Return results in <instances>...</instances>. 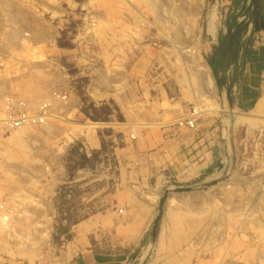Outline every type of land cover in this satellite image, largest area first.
Wrapping results in <instances>:
<instances>
[{
	"label": "rangeland",
	"instance_id": "rangeland-1",
	"mask_svg": "<svg viewBox=\"0 0 264 264\" xmlns=\"http://www.w3.org/2000/svg\"><path fill=\"white\" fill-rule=\"evenodd\" d=\"M201 5V0H0V243L5 242L10 258L30 264L47 259L68 241L71 222L85 215L83 206L103 201L114 189L112 161L98 172L78 175L101 161L87 158L78 142H66L74 132L98 123L72 110L76 103L81 108L86 102L95 105L88 94L91 79L122 89L115 82L135 59L134 49L116 45L115 29L124 11L142 13L136 16L142 28L152 25V43H157L152 57H172L184 96L190 100L193 93L205 94L194 106L197 111L213 110L216 91L202 83L198 65V59L203 63ZM164 71V63H152V75ZM174 82L167 83L173 91ZM53 91L66 97L65 105L55 103L48 120L58 125L54 131L47 125L9 133L1 128L6 97L26 101L35 112ZM262 101L250 111L220 108L226 145L220 176L208 189L163 196L156 239L144 264L152 258L170 264H264V97ZM110 102L114 105L106 97L96 108ZM105 111L90 114L100 120ZM232 112L250 120L235 122L228 115ZM57 151L59 161L54 159ZM23 217L26 223L16 222ZM164 225L167 251L158 254ZM110 241L111 234L102 235L98 250H122Z\"/></svg>",
	"mask_w": 264,
	"mask_h": 264
},
{
	"label": "crops",
	"instance_id": "crops-1",
	"mask_svg": "<svg viewBox=\"0 0 264 264\" xmlns=\"http://www.w3.org/2000/svg\"><path fill=\"white\" fill-rule=\"evenodd\" d=\"M201 2V14L205 15L200 51L203 63L199 59L198 62L208 67L216 91L213 110L202 113L195 130L177 126V121L186 117L205 94L193 93L190 100L184 96L178 74L172 72V64H175L172 57H152V45H157L152 43V25L142 28L139 25L142 13L124 11L115 29L119 35L116 45L134 49L135 59L120 78L122 81L115 82L122 89L117 92L112 83L105 85L97 78L90 80L88 88L95 107L103 105L107 97L114 102L117 112L108 122L86 126L91 130L74 132L66 142L67 145L78 142L87 158L96 155L101 161L95 169L88 170V174L84 170L78 175L98 172L105 167V161H112L116 176L114 189L103 201L87 202L83 206L85 215L71 222L73 226L63 247L49 253L41 262L36 259L33 264H144L156 239L158 208L163 196L208 189L218 180L226 154L220 108L250 111L263 102L260 87L264 77V0ZM136 16L140 17L136 19ZM152 63H164L165 71L152 75ZM173 80L174 91L167 85L170 81L172 86ZM74 105L72 110L79 112L80 103ZM228 115L242 124L250 120L233 112ZM57 126L49 123L47 129L54 131ZM131 135L135 138L131 139ZM237 137L233 142H237ZM55 154L54 159L59 161L60 151ZM25 209L27 211L28 207ZM119 209L124 210L121 218ZM54 218L52 216V220ZM16 222L27 221L23 217ZM166 223L167 219L162 221ZM165 225L161 226L156 244L158 254L167 251L163 246L167 234ZM1 230L0 222V241H4ZM104 234H111L112 246L122 250H98ZM0 264L30 263L10 258L5 242H1ZM148 264L170 263L167 259L152 258Z\"/></svg>",
	"mask_w": 264,
	"mask_h": 264
},
{
	"label": "built area",
	"instance_id": "built-area-1",
	"mask_svg": "<svg viewBox=\"0 0 264 264\" xmlns=\"http://www.w3.org/2000/svg\"><path fill=\"white\" fill-rule=\"evenodd\" d=\"M260 93L264 97V77L261 79ZM65 105L66 97L61 96L57 91L51 93L50 99L39 105L35 112L28 108L26 101L18 98L6 97L4 99V118L1 121V128L9 133L33 127H43L48 124V120L53 118V113L56 111L55 103ZM201 113L195 107H191L188 115L177 121L178 127H186L189 130H195L198 119ZM134 139V135L130 136ZM119 214L123 210L118 211Z\"/></svg>",
	"mask_w": 264,
	"mask_h": 264
},
{
	"label": "trees",
	"instance_id": "trees-1",
	"mask_svg": "<svg viewBox=\"0 0 264 264\" xmlns=\"http://www.w3.org/2000/svg\"><path fill=\"white\" fill-rule=\"evenodd\" d=\"M86 98H87V96H84V101H87ZM103 111H105L104 116H103L104 118H102L100 120H98L99 118H97V116L93 117L91 115L93 113H98V112H103ZM80 112L83 115H85L87 117V119H89L90 121H93V122H108V121H110L111 116L113 115V113L117 112V108L111 102L107 103L105 106H102L101 108H96L95 105H93L92 103L89 104L88 102H86L85 104H83V107L80 109ZM117 118L120 119V116H117ZM92 159H96V155H93Z\"/></svg>",
	"mask_w": 264,
	"mask_h": 264
},
{
	"label": "bare ground",
	"instance_id": "bare-ground-1",
	"mask_svg": "<svg viewBox=\"0 0 264 264\" xmlns=\"http://www.w3.org/2000/svg\"><path fill=\"white\" fill-rule=\"evenodd\" d=\"M213 21V19H212ZM213 25V24H212ZM211 26V25H210ZM212 27V26H211ZM212 29V28H211ZM212 31V30H211ZM200 67V70L202 72V83L208 84V85H213L212 83V79L210 77V73H209V69L208 67H206L205 65H200L198 64ZM213 88V87H212Z\"/></svg>",
	"mask_w": 264,
	"mask_h": 264
}]
</instances>
